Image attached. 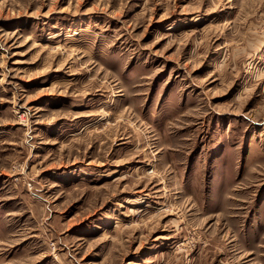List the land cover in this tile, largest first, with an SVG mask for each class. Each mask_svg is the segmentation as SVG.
Instances as JSON below:
<instances>
[{
    "label": "rangeland",
    "instance_id": "rangeland-1",
    "mask_svg": "<svg viewBox=\"0 0 264 264\" xmlns=\"http://www.w3.org/2000/svg\"><path fill=\"white\" fill-rule=\"evenodd\" d=\"M0 264H264V0H0Z\"/></svg>",
    "mask_w": 264,
    "mask_h": 264
}]
</instances>
